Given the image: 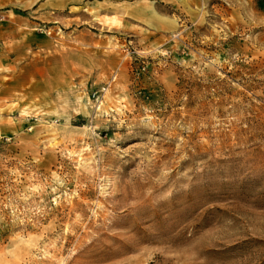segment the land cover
Returning <instances> with one entry per match:
<instances>
[{
	"label": "rangeland",
	"instance_id": "374dc122",
	"mask_svg": "<svg viewBox=\"0 0 264 264\" xmlns=\"http://www.w3.org/2000/svg\"><path fill=\"white\" fill-rule=\"evenodd\" d=\"M58 1L0 0V264H264V0Z\"/></svg>",
	"mask_w": 264,
	"mask_h": 264
},
{
	"label": "crops",
	"instance_id": "0c3cea01",
	"mask_svg": "<svg viewBox=\"0 0 264 264\" xmlns=\"http://www.w3.org/2000/svg\"><path fill=\"white\" fill-rule=\"evenodd\" d=\"M108 1V2H106ZM63 0H59L58 3H63ZM105 4H110V6L113 7L112 11L116 12V18H119L120 20L123 18L124 15L126 14V10L123 8H128V6H132L134 8H143L145 4H147L146 1L144 0H138V1H133V0H103ZM121 8V9H120ZM123 20V19H122Z\"/></svg>",
	"mask_w": 264,
	"mask_h": 264
}]
</instances>
